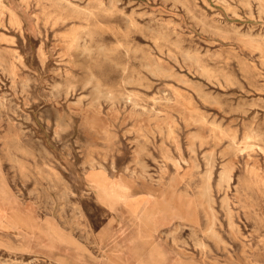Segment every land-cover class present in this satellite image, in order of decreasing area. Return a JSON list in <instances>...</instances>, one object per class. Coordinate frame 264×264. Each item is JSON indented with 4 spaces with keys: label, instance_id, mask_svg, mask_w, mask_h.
<instances>
[{
    "label": "rangeland",
    "instance_id": "obj_1",
    "mask_svg": "<svg viewBox=\"0 0 264 264\" xmlns=\"http://www.w3.org/2000/svg\"><path fill=\"white\" fill-rule=\"evenodd\" d=\"M260 260L264 0H0V264Z\"/></svg>",
    "mask_w": 264,
    "mask_h": 264
},
{
    "label": "bare ground",
    "instance_id": "obj_2",
    "mask_svg": "<svg viewBox=\"0 0 264 264\" xmlns=\"http://www.w3.org/2000/svg\"><path fill=\"white\" fill-rule=\"evenodd\" d=\"M74 5V4H73ZM78 8V7H77ZM257 10V9H256ZM89 12V11H88ZM258 15V14H257ZM198 19V18H197ZM223 31V30H222ZM227 32V31H226ZM233 33V32H232ZM213 55V54H212ZM192 75V74H191ZM187 78V77H186ZM189 80V79H188ZM190 84V83H189ZM61 85V84H60ZM17 95V94H16ZM60 96V95H59ZM60 98V97H59ZM158 101V100H157ZM212 102V101H211ZM175 103V102H174ZM213 103V102H212ZM71 104V103H70ZM11 109V108H10ZM14 115V114H13ZM256 121V120H255ZM217 134V133H216ZM220 135V134H219ZM21 149H22V147H21ZM209 164V163H208ZM30 172V171H29ZM230 172L231 171H229V169H226V168H224L221 172H220V181H227V180H229V178H230ZM257 173V172H256ZM212 174H211V169H209L207 172H206V175H205V177L204 178H206V181L207 180H209L210 179V176H211ZM258 175V174H257ZM259 176V175H258ZM260 178H261V176H260ZM204 181H205V179H204ZM208 182V181H207ZM204 183V182H203ZM209 183V182H208ZM207 183V184H208ZM206 184V183H205ZM210 184V183H209ZM203 186V185H202ZM201 186V187H202ZM207 187V186H206ZM203 189V188H202ZM204 189H206V188H204ZM210 189H211V186H210ZM201 191V190H200ZM202 193V192H201ZM207 195V194H206ZM200 197V196H199ZM202 197V196H201ZM200 197V198H201ZM204 197V196H203ZM209 198H211V197H209ZM208 201V200H207ZM206 201V203L208 204V202ZM208 206H210V205H208ZM207 208H209V207H207ZM229 210V209H228ZM228 210H227V212H228ZM229 212H230V210H229ZM227 214V213H226ZM230 214V213H229ZM230 217V216H229ZM230 218H232V217H230ZM229 218V219H230ZM212 220V219H211ZM231 220V219H230ZM148 221H149V219H148ZM211 222V221H210ZM213 222V221H212ZM228 222V221H227ZM210 224V223H209ZM235 224V223H234ZM211 226V225H210ZM209 226V227H210ZM153 227V226H152ZM211 227H213V224H212V226ZM155 229V228H154ZM210 229V228H209ZM212 229V228H211ZM210 232V230H208V233ZM162 233V232H161ZM211 234H214V233H211ZM161 236V235H160ZM244 247V246H243ZM246 247V246H245ZM247 248V247H246ZM173 249V248H172ZM248 249V248H247ZM246 250V249H245ZM256 253V252H255ZM254 253V254H255ZM256 257V256H255ZM246 259V258H245ZM252 259V258H251ZM261 259V258H260ZM254 261V260H253ZM260 262H264V260H260Z\"/></svg>",
    "mask_w": 264,
    "mask_h": 264
}]
</instances>
